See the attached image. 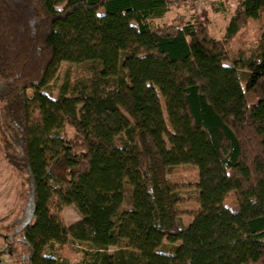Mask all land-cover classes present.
I'll use <instances>...</instances> for the list:
<instances>
[{
    "label": "trees",
    "instance_id": "obj_1",
    "mask_svg": "<svg viewBox=\"0 0 264 264\" xmlns=\"http://www.w3.org/2000/svg\"><path fill=\"white\" fill-rule=\"evenodd\" d=\"M177 1L0 0L1 154L29 181L13 264H60L68 239L82 264H264V0H235L220 38L197 13L152 21ZM250 19L256 47L232 52ZM62 63L81 75L53 95Z\"/></svg>",
    "mask_w": 264,
    "mask_h": 264
},
{
    "label": "rangeland",
    "instance_id": "obj_2",
    "mask_svg": "<svg viewBox=\"0 0 264 264\" xmlns=\"http://www.w3.org/2000/svg\"><path fill=\"white\" fill-rule=\"evenodd\" d=\"M235 0H185L177 1L160 18H153L156 24L177 22L181 19L189 18L193 13H197L207 23L211 34L220 38L223 34L227 19L235 7ZM259 24L257 20H249L243 30L237 34L230 42V49L234 53L242 51L245 55L256 47L258 40ZM80 68L75 65L62 63L55 80L45 89L56 95L59 85L66 76L72 81L81 75ZM30 93V90H28ZM195 172L187 166H176L167 172L168 179L175 183L182 195V201L177 205L180 221L187 224L191 217L189 211L194 206L190 199L189 186L193 181ZM29 181L3 158L0 145V264H13L11 250L3 241V238L10 233L13 228L20 226L27 215L24 207L28 202ZM229 199H227L228 201ZM59 216L64 224H69L79 218V213L73 205L62 206ZM20 217V218H19ZM11 227L5 229V227ZM13 227V228H12ZM85 245L68 239L64 244L54 243L49 247L48 252L55 255L60 264H82L85 260ZM114 248H109L111 252Z\"/></svg>",
    "mask_w": 264,
    "mask_h": 264
},
{
    "label": "flooded vegetation",
    "instance_id": "obj_3",
    "mask_svg": "<svg viewBox=\"0 0 264 264\" xmlns=\"http://www.w3.org/2000/svg\"><path fill=\"white\" fill-rule=\"evenodd\" d=\"M23 212H26L25 210L23 211ZM26 214V213H25ZM20 218V217H19ZM24 223V222H23ZM22 223V224H23ZM21 226V225H20ZM19 227V226H18ZM18 227H15V228H13V230H11V232L10 233H7V235L3 238V241L5 242V244L8 246V244H7V236H9V235H11L14 231H15V229H17ZM9 228H11V227H5V229H9ZM9 247V246H8Z\"/></svg>",
    "mask_w": 264,
    "mask_h": 264
}]
</instances>
